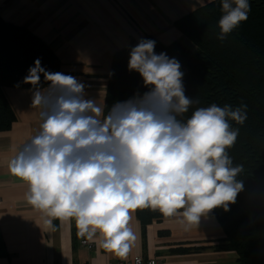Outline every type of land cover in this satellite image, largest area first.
<instances>
[{
	"label": "clouds",
	"instance_id": "1",
	"mask_svg": "<svg viewBox=\"0 0 264 264\" xmlns=\"http://www.w3.org/2000/svg\"><path fill=\"white\" fill-rule=\"evenodd\" d=\"M221 3L217 39L223 41L248 19L251 6L249 0ZM155 43L141 39L128 61L149 90L106 113L85 98L84 83L47 71L36 59L23 83L33 86L39 130L8 163L26 183L30 205L54 219H74L79 236L98 237L99 247L121 259L136 239V210H159L198 228L213 209L229 211L243 190L237 179L243 167L233 166L227 150L239 134L229 121L242 125L246 105L213 103L181 119L198 101L185 95L180 63L156 54ZM41 74L47 88L39 87Z\"/></svg>",
	"mask_w": 264,
	"mask_h": 264
},
{
	"label": "crops",
	"instance_id": "2",
	"mask_svg": "<svg viewBox=\"0 0 264 264\" xmlns=\"http://www.w3.org/2000/svg\"><path fill=\"white\" fill-rule=\"evenodd\" d=\"M213 1L0 0V15L45 41L59 57L61 72L84 83L85 98L105 107L117 51L133 38L152 35L165 45L181 43L194 52L175 23ZM3 92L17 120L10 131L0 133V264H118L134 257L164 264H238L234 252L215 249L224 232L212 211L198 228L187 229L175 216L154 220L144 229L136 210L131 221L136 239L124 259L99 247L98 237L89 241L93 251L83 246L86 238L78 235L75 220L54 219L34 208L26 199V183L10 173V159L38 132L40 120L30 90Z\"/></svg>",
	"mask_w": 264,
	"mask_h": 264
},
{
	"label": "trees",
	"instance_id": "3",
	"mask_svg": "<svg viewBox=\"0 0 264 264\" xmlns=\"http://www.w3.org/2000/svg\"><path fill=\"white\" fill-rule=\"evenodd\" d=\"M249 3L248 19L223 41L217 39L223 14L221 0L176 21V28L195 46L194 52L181 43L165 45L152 35L131 39L114 54L104 111L149 90L138 72L128 70L130 51L141 39L154 40L156 54L163 52L181 65L185 95L198 101L181 119L213 103L233 108L246 105L247 118L242 125L229 121L239 134L227 150L233 166L243 167L237 177L243 190L229 211L212 210L224 232L215 249L234 252L238 264H264V0ZM36 59L47 71L61 72L59 57L45 41L0 15V133L10 131L17 120L3 89L31 90L33 86L23 79ZM48 83L41 74L39 87L47 88ZM138 217L144 229L154 220L166 218L151 208L138 209Z\"/></svg>",
	"mask_w": 264,
	"mask_h": 264
},
{
	"label": "built area",
	"instance_id": "4",
	"mask_svg": "<svg viewBox=\"0 0 264 264\" xmlns=\"http://www.w3.org/2000/svg\"><path fill=\"white\" fill-rule=\"evenodd\" d=\"M0 202H1V199H0ZM82 244L83 246H86L90 251H93L95 249L94 244L87 240H84ZM118 264H164V263L158 259L144 260L141 257H134L132 259H127L125 261L119 260Z\"/></svg>",
	"mask_w": 264,
	"mask_h": 264
}]
</instances>
